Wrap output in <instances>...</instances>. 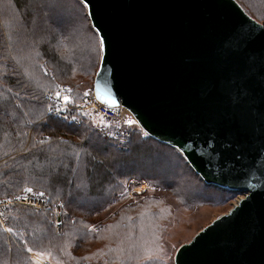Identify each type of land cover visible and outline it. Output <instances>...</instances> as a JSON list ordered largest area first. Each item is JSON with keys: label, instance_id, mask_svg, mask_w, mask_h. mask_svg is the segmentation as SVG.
Here are the masks:
<instances>
[{"label": "water", "instance_id": "obj_1", "mask_svg": "<svg viewBox=\"0 0 264 264\" xmlns=\"http://www.w3.org/2000/svg\"><path fill=\"white\" fill-rule=\"evenodd\" d=\"M101 44L93 91L243 193L175 264H264V24L238 0H81Z\"/></svg>", "mask_w": 264, "mask_h": 264}, {"label": "trees", "instance_id": "obj_2", "mask_svg": "<svg viewBox=\"0 0 264 264\" xmlns=\"http://www.w3.org/2000/svg\"><path fill=\"white\" fill-rule=\"evenodd\" d=\"M14 1L17 4L14 3L13 12L17 9V13L3 2L6 13L8 10L12 13L5 17L3 10L5 21L0 28V196L15 195L26 186L45 190L53 209L59 203L63 204L64 228L62 232L57 231L52 211L36 212L19 205L10 206L8 226H0V264H35L30 251H55L63 258L66 256L67 260L71 249L74 253L80 245L101 238V233L88 227L91 225L89 218L117 202V197L125 192L126 185L133 179L168 190L187 207L213 203L211 200L215 197L219 202L224 201L230 190L224 189L226 191L222 194L214 188L217 186L206 184L177 148L149 136L140 128L132 129V135L127 138H104L101 128L96 126L93 112L81 113L79 125L51 116L45 98L49 83L41 76L42 62L49 61L47 51L50 50V56L55 60L57 54L50 49L51 44L38 45L35 38H29L25 33L24 24H29L26 27L36 24L34 16H22L21 13L26 7L28 11L29 0ZM69 1L79 6L83 13L84 4L80 0ZM258 1L264 3V0ZM41 21L49 22L47 18ZM17 24L23 25L20 31ZM57 30L63 31L59 26ZM58 37V40L51 37L54 39L52 45L61 46L63 42L65 46L70 45L68 39L60 34ZM80 52L87 53L84 48ZM82 59L71 56L72 66L77 65L90 74L94 63L85 69L79 63ZM71 92L75 96L71 99L73 103L80 102L85 96L76 87ZM103 125L113 132L112 124L104 122ZM147 145L174 153L194 179L192 189L205 195L188 192L190 184L178 175L165 176L126 167L117 170L112 164L113 156L125 162L132 154H140L141 148ZM94 174L96 176L92 179ZM124 216L127 222L122 227L127 230L131 222H142L145 218V214L131 216L127 213ZM146 216L150 217L149 214ZM101 225L102 229L108 226L103 221ZM146 232L143 229L140 235H146ZM143 261H146L143 264H153L149 259ZM138 262L132 257L127 264Z\"/></svg>", "mask_w": 264, "mask_h": 264}, {"label": "rangeland", "instance_id": "obj_3", "mask_svg": "<svg viewBox=\"0 0 264 264\" xmlns=\"http://www.w3.org/2000/svg\"><path fill=\"white\" fill-rule=\"evenodd\" d=\"M63 1L29 0L28 11L26 7L25 12H21L22 16L26 14L27 16L31 15L35 17L34 21H36V24L32 25V27H26L29 24H24L26 29L24 31L25 33L27 32L29 38H35L38 45L44 43L51 44L50 49L56 51L57 54V60H55L50 56V50L47 51L49 61L45 60L42 62L43 72L41 76L49 83L48 88L45 90L48 108H50L51 104L47 95L51 92H58L63 85L69 86L71 91L75 87L79 88L80 92L84 93L85 96L89 94L93 90L96 71L101 59L100 40L92 26L87 7L83 5L82 13L79 6L75 5V3L68 2V0L66 3ZM238 1L251 16L264 24L263 2L260 3L258 0ZM3 2L7 8L12 9V12L14 3L17 4L14 0H0L1 29L5 21L2 18L3 10H7V8H2ZM17 7L19 8V6ZM9 12L11 11L8 10ZM17 12V9H15L13 13ZM8 13L4 10L5 17ZM11 13L8 16H11ZM45 18L49 21L46 24L41 21L45 20ZM16 26L19 28V31L23 27L22 24H17ZM58 26L63 30L61 33L57 30ZM59 34L64 39H68L70 45L65 46L64 42V45L61 43V46L58 44L55 45V43L52 45L54 39L52 40L51 37L57 38L58 40ZM18 37L19 35H17ZM59 46L62 48H59ZM82 48L87 53H81ZM92 51H95V57H93ZM71 56L76 59H82L83 57L79 63L85 69L88 65L92 67V63H94L92 72L90 74L85 73L77 65L72 66ZM64 58L66 61L63 60ZM83 61L86 66L82 63ZM71 66L72 69H70ZM74 97V94L71 92L69 97L66 98L71 102V99ZM93 118L97 124L96 126L101 128V130L104 122L108 123L98 115H94ZM126 120L132 129L136 127L141 129V126L135 120L132 113H125L124 122ZM129 121L134 122L129 123ZM141 149L140 154H132L125 159V162L113 156L112 164L117 167V170L121 167H126L152 174L165 176L178 175L186 183L190 184L187 188L188 192L205 195V193L198 192L199 190L197 191V189H192L194 179H192L187 169L179 163L174 153H169L166 148L153 145H147ZM95 176L94 174L92 179ZM28 188L36 192H43L46 196L49 195L45 190H37L31 186L24 187L17 194ZM214 188L219 192L222 191V194L226 191L218 187ZM243 196L244 194L240 192L227 191L223 202H219V199L215 197L211 200L213 203L187 207L183 206L168 190L153 186L146 181L138 182L136 179H133L126 185L125 192L117 197L119 200L116 198L118 200L117 202L114 201L110 207L89 218V224L91 225H88V227L101 233V238L89 240L74 249V253H72L71 249V255L67 260H65L66 256L63 258L61 254L58 255L55 251H30V255L35 264H127L132 257L138 259L139 262L137 264H143L146 262L143 260L148 259L153 264H175V254L179 247L184 243L190 242L204 227L222 214L227 213ZM81 203H85V201ZM59 204L54 209L50 204L46 208H41L40 206H34V208L22 204L16 205L32 209L36 212L52 211V214L56 217L58 211H64L63 204ZM151 212L154 215H151ZM127 213L131 216L145 214V218L142 222H131L128 225L130 227H128V230L123 229L122 225L127 222L124 215H127ZM147 214L150 217H147ZM102 221L108 224L103 229L101 225ZM143 229L147 230L146 235H140V231H143ZM90 236L91 234L89 233Z\"/></svg>", "mask_w": 264, "mask_h": 264}, {"label": "built area", "instance_id": "obj_4", "mask_svg": "<svg viewBox=\"0 0 264 264\" xmlns=\"http://www.w3.org/2000/svg\"><path fill=\"white\" fill-rule=\"evenodd\" d=\"M70 93L71 88L69 86L63 85L58 90V92H51L49 95H47L51 104L49 108V113L51 115L63 121L79 125L81 122V113L93 112L95 115H98L109 124H112L114 127L112 133L106 127L102 128L104 138H109L110 136L127 138L132 135V128L127 123V120L124 122L125 113H131L126 107L122 105L110 106L102 103L97 99L93 90L87 94L82 99V101L75 104L73 102H69V100L66 99V97H69ZM16 204L28 205L30 207L40 206L41 208H46L51 203L49 196H46L45 193L36 192L32 189L29 191V188L17 195L0 197V226H8L10 220L8 209L11 205ZM59 206L61 205L59 204ZM62 216V210L58 211L56 214L55 223V227L58 232H62L64 228Z\"/></svg>", "mask_w": 264, "mask_h": 264}, {"label": "snow or ice", "instance_id": "obj_5", "mask_svg": "<svg viewBox=\"0 0 264 264\" xmlns=\"http://www.w3.org/2000/svg\"><path fill=\"white\" fill-rule=\"evenodd\" d=\"M66 99H68V98H66ZM134 121H129V123H133ZM29 191H31V189H29Z\"/></svg>", "mask_w": 264, "mask_h": 264}]
</instances>
